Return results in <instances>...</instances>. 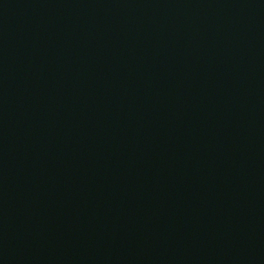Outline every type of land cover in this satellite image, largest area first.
Wrapping results in <instances>:
<instances>
[{
    "label": "water",
    "instance_id": "water-1",
    "mask_svg": "<svg viewBox=\"0 0 264 264\" xmlns=\"http://www.w3.org/2000/svg\"><path fill=\"white\" fill-rule=\"evenodd\" d=\"M0 264H264V0H0Z\"/></svg>",
    "mask_w": 264,
    "mask_h": 264
}]
</instances>
